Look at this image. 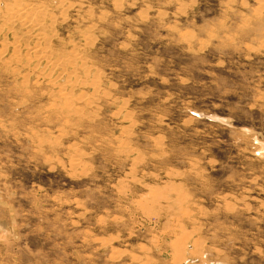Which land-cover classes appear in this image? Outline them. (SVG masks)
<instances>
[{
    "label": "rangeland",
    "instance_id": "rangeland-1",
    "mask_svg": "<svg viewBox=\"0 0 264 264\" xmlns=\"http://www.w3.org/2000/svg\"><path fill=\"white\" fill-rule=\"evenodd\" d=\"M23 1L99 91L58 112L0 33V264H264V0Z\"/></svg>",
    "mask_w": 264,
    "mask_h": 264
},
{
    "label": "bare ground",
    "instance_id": "bare-ground-1",
    "mask_svg": "<svg viewBox=\"0 0 264 264\" xmlns=\"http://www.w3.org/2000/svg\"><path fill=\"white\" fill-rule=\"evenodd\" d=\"M258 1L263 3V0ZM45 10V3L32 4L31 1L14 0V3L7 4L5 12L9 15V19L6 24L0 26V33L2 32L4 36L2 40L5 41H2V44L4 45L3 50H11L10 58H14V61L18 62L16 65L18 67L7 66L8 68H11L10 70L14 75L22 76V78L25 79L24 82L29 80V76L33 71L36 75L35 79L37 82H39V78H41V80L47 82L50 87L47 94L51 99V106L54 107V109H57L58 112L61 110L65 112L66 115L68 113L69 115L75 114L76 116H80L83 112L82 110H87V108H91L92 105H94V99H96L99 91L98 81L100 78H98L95 74L92 64L85 60V53H83L85 46L90 43L91 37L89 35L91 34L86 33V38L84 37V39L87 41L85 40L86 42H83L84 45L74 43L71 46L70 51L67 50L68 52H64V50L59 52L55 49L49 48L47 38L48 35H46L42 30H37L43 23ZM17 22L24 25L27 36L31 35V42L29 45H27L24 41L22 42L15 35L14 27ZM33 30H36V32L32 33ZM10 36L11 38H9ZM23 48H28V52L25 53L24 56H20V50ZM26 65L31 67L26 71L21 70L23 68L20 67ZM24 85H26V83H23V85L20 86V89L23 87L26 89L27 85ZM85 86H89L91 88L92 91H89V93L92 92L90 96H85V93L84 96L75 95V89L78 90L84 88ZM82 91L83 90H81L80 93ZM81 95H83V93ZM82 102L86 104L85 107L80 106V103ZM184 236L185 233L183 237ZM176 241H179V237ZM184 241L185 240L182 241V244H184ZM179 247L180 246H178V248L176 247V251L181 249V247Z\"/></svg>",
    "mask_w": 264,
    "mask_h": 264
}]
</instances>
